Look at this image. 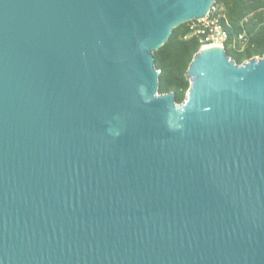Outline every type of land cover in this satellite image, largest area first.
<instances>
[{
	"label": "water",
	"instance_id": "water-1",
	"mask_svg": "<svg viewBox=\"0 0 264 264\" xmlns=\"http://www.w3.org/2000/svg\"><path fill=\"white\" fill-rule=\"evenodd\" d=\"M218 0H0V264H264V56L155 52Z\"/></svg>",
	"mask_w": 264,
	"mask_h": 264
},
{
	"label": "trees",
	"instance_id": "trees-1",
	"mask_svg": "<svg viewBox=\"0 0 264 264\" xmlns=\"http://www.w3.org/2000/svg\"><path fill=\"white\" fill-rule=\"evenodd\" d=\"M225 6L230 34L229 40L242 32H246L250 43L244 52L232 49L229 44L225 48L227 55L242 64L253 57L264 56V0H218ZM189 23L181 24L173 30L168 42L155 52V65L160 71L159 92H173L175 100L181 104L190 89V80L186 73L191 61L201 49L196 37H185L189 34Z\"/></svg>",
	"mask_w": 264,
	"mask_h": 264
},
{
	"label": "built area",
	"instance_id": "built-area-1",
	"mask_svg": "<svg viewBox=\"0 0 264 264\" xmlns=\"http://www.w3.org/2000/svg\"><path fill=\"white\" fill-rule=\"evenodd\" d=\"M188 23L189 34L185 38L196 37L201 44V48L209 46L225 47L226 44H229L232 49L241 53L246 50L250 43L246 32L238 34L231 41L229 40L230 34L225 27L229 24L225 6L217 1L206 17Z\"/></svg>",
	"mask_w": 264,
	"mask_h": 264
}]
</instances>
